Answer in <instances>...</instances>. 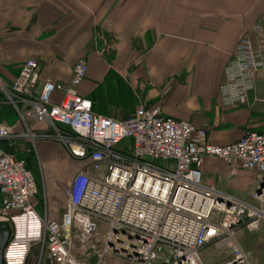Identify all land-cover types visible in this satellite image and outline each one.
<instances>
[{
    "label": "built area",
    "instance_id": "obj_1",
    "mask_svg": "<svg viewBox=\"0 0 264 264\" xmlns=\"http://www.w3.org/2000/svg\"><path fill=\"white\" fill-rule=\"evenodd\" d=\"M262 33V24L254 23L237 42L219 86L223 106L241 104L254 91L256 76L264 71ZM40 70L29 58L11 84L0 79V92L23 124L1 122L0 140L34 145L38 138L52 139L85 162L65 188L68 202L61 218L52 219L40 215L32 202L37 185L25 161L0 147V222L11 229L4 264H26L33 245L40 256L48 250L55 264H76L75 239L95 249L102 239L100 258L113 252L133 264H205L201 253L208 244L228 250L230 259L223 264H251L237 232L264 219V131L248 130L234 143L214 145L206 125L143 104L119 120L94 112L80 93L84 58L75 62L65 83L45 80L38 87ZM55 91L61 93L58 100ZM31 118L47 130L32 131ZM207 157L253 171L257 180L263 177L259 191L250 193L254 203L205 185L201 165ZM100 223L109 229L95 241Z\"/></svg>",
    "mask_w": 264,
    "mask_h": 264
},
{
    "label": "crops",
    "instance_id": "obj_2",
    "mask_svg": "<svg viewBox=\"0 0 264 264\" xmlns=\"http://www.w3.org/2000/svg\"><path fill=\"white\" fill-rule=\"evenodd\" d=\"M257 22L264 37V0H0V79L11 84L22 63L34 58L41 69L38 87L45 80L65 83L84 58L79 91L94 112L124 120L140 104L159 106L165 116L206 125L211 144H231L245 131H264V71L241 104L223 106L218 92L237 42ZM60 97L53 93L54 100ZM28 122L32 131L47 130L44 122ZM33 146L43 194L32 202L40 215L59 220L80 161L52 139L38 138ZM201 171L205 185L250 203L243 193L256 188L253 171L214 157L204 159ZM103 230L100 223L95 241ZM88 242L74 240L76 264H133L113 252L100 258L102 239L96 249ZM26 264L55 263L33 245Z\"/></svg>",
    "mask_w": 264,
    "mask_h": 264
},
{
    "label": "rangeland",
    "instance_id": "obj_3",
    "mask_svg": "<svg viewBox=\"0 0 264 264\" xmlns=\"http://www.w3.org/2000/svg\"><path fill=\"white\" fill-rule=\"evenodd\" d=\"M14 110L17 113L18 118L13 123H6V124H18V127H23V124L21 123V120L19 119V115L17 110L14 108ZM6 120V119H5ZM8 120V119H7ZM29 119L27 120V123ZM22 148L21 147H15L10 152L15 155L16 158L19 159H25L24 153L28 151V148L31 151L30 157L25 159L27 165L31 169L33 176L37 183V194L38 197H41L43 194V183H42V174H41V168H40V161L39 158L35 152V148L31 142H24ZM30 145V146H29ZM31 147V148H30ZM66 153L75 161H80L81 166L84 164V159H76L72 157L66 148L64 147ZM30 153V152H29ZM228 163V162H227ZM232 168L236 169V166L228 163ZM80 166V168H81ZM78 168L72 178L75 176V174L80 170ZM239 170V169H237ZM71 178V179H72ZM252 192V187L249 190H245L243 193V197L247 198V201H249L251 204H253V200L250 198ZM1 207V206H0ZM107 230L109 229L108 225L106 223H103ZM240 232L237 233V238L241 246L243 247L245 253L247 254L248 260L251 264H262L264 262V219L260 218L258 220L257 226L255 228H249V227H241L239 228ZM107 230H103L100 232V234H106ZM100 246V245H99ZM99 246L96 248H99ZM202 258L205 264H223L224 262L228 261L230 259V255L228 250L226 249H216L215 247L211 245H207L203 252H202Z\"/></svg>",
    "mask_w": 264,
    "mask_h": 264
},
{
    "label": "trees",
    "instance_id": "obj_4",
    "mask_svg": "<svg viewBox=\"0 0 264 264\" xmlns=\"http://www.w3.org/2000/svg\"><path fill=\"white\" fill-rule=\"evenodd\" d=\"M0 102L3 103L0 106V120L6 119L5 123H13L16 120V118H18L17 113L14 110L13 106L7 102V98L2 92H0ZM0 147L7 150L8 152H11L13 150V148H15L13 141H7L4 139L0 140ZM30 154H31V151L28 148V151L23 154L24 158L28 160V158L30 157ZM25 159H24V161H25ZM25 165L27 166V168H29L26 161H25ZM35 182H36V180H35ZM36 185H37V183H36ZM1 203H2V198H1Z\"/></svg>",
    "mask_w": 264,
    "mask_h": 264
},
{
    "label": "water",
    "instance_id": "obj_5",
    "mask_svg": "<svg viewBox=\"0 0 264 264\" xmlns=\"http://www.w3.org/2000/svg\"><path fill=\"white\" fill-rule=\"evenodd\" d=\"M263 177L259 178L257 184H256V190L259 191L261 185H262ZM113 231L117 232L116 228L113 227ZM11 229L7 222H0V264H4L3 260V251L4 247L10 237ZM109 245H112L111 240L108 239ZM45 256L47 259L51 258V254L48 250L45 251Z\"/></svg>",
    "mask_w": 264,
    "mask_h": 264
},
{
    "label": "bare ground",
    "instance_id": "obj_6",
    "mask_svg": "<svg viewBox=\"0 0 264 264\" xmlns=\"http://www.w3.org/2000/svg\"><path fill=\"white\" fill-rule=\"evenodd\" d=\"M46 251V250H45Z\"/></svg>",
    "mask_w": 264,
    "mask_h": 264
}]
</instances>
